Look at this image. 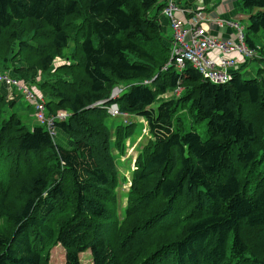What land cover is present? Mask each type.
<instances>
[{
    "label": "trees",
    "instance_id": "trees-1",
    "mask_svg": "<svg viewBox=\"0 0 264 264\" xmlns=\"http://www.w3.org/2000/svg\"><path fill=\"white\" fill-rule=\"evenodd\" d=\"M240 1L264 41V0ZM165 6L0 0V68L42 93L48 116L68 114L53 131L29 127L6 115L17 100L0 84V264H51L58 245L66 264L89 250L93 264H264V68L244 78L249 60L215 84L170 65ZM121 85V116L144 118L151 135L123 213L114 152L126 155L137 124L112 132L95 105ZM205 121L207 139L195 128Z\"/></svg>",
    "mask_w": 264,
    "mask_h": 264
},
{
    "label": "built area",
    "instance_id": "built-area-1",
    "mask_svg": "<svg viewBox=\"0 0 264 264\" xmlns=\"http://www.w3.org/2000/svg\"><path fill=\"white\" fill-rule=\"evenodd\" d=\"M163 1L166 3L163 15L169 19L173 30L169 64L174 65L178 70L183 71L186 65L190 64L205 80L215 84H227L231 79L232 70L241 66L233 57L234 54L241 55L244 63L247 62V58L253 59L259 56V47L256 49L249 46L244 33L245 29L239 22L224 18L211 19L202 8L195 7V3L184 7L178 3L180 0ZM207 21L215 23L219 29L234 30V36L224 39L210 35ZM3 83L22 92L26 101L36 105L38 121L50 131H53L57 120L62 121L67 118L68 114L63 111L58 112L56 116L46 115V102L43 94L24 81L8 75H0V84ZM145 83H150V81ZM124 89L121 85L112 90L109 99L111 104L108 105V102L104 100L95 105L105 106L112 117L121 116L116 101ZM180 93L181 88L174 92L177 96Z\"/></svg>",
    "mask_w": 264,
    "mask_h": 264
},
{
    "label": "rangeland",
    "instance_id": "rangeland-1",
    "mask_svg": "<svg viewBox=\"0 0 264 264\" xmlns=\"http://www.w3.org/2000/svg\"><path fill=\"white\" fill-rule=\"evenodd\" d=\"M197 1L200 3L203 0H197ZM206 1H212V3L207 2L206 12L208 13L212 12V10L214 9H218L219 7L222 6V3L226 2L225 0H206ZM235 2L237 3L236 11L242 16V18L238 20L239 24H241L244 27L245 35L248 34L250 38L253 40L254 44L257 47H259V49L261 48V50H259V55L263 56L264 55L263 33L260 32L257 35L249 34L248 32L249 16L243 12L244 9L242 6V2L240 0H236ZM184 3L185 1L181 2V4L183 5ZM238 3H239V6H238ZM195 6L197 5L195 4ZM255 11L256 9H254V12ZM171 33L172 32L170 33L164 32L165 35L167 34L171 35ZM242 60H244L243 57H242ZM249 60L250 62L248 63V66L246 67V69L242 71L243 76L246 79L253 78L260 68H264V61L259 62L257 60H251V58H247V61ZM59 62L60 61H58V63ZM64 62H65L64 59H61L60 63L64 64ZM243 64L245 63L242 62L241 65ZM0 75H8L9 77L18 80V78H15L14 76H12L11 73L4 72V70L1 68H0ZM37 79L41 80V76H39ZM4 86L6 87L8 91V94H7L8 100L9 101L14 100V99L17 100L16 105L13 108L7 110L6 115H9L14 110V112H16L19 115V117L22 119V121L27 126L34 127L35 124H41L38 121V118L36 115L37 114L36 105L29 102L28 100L26 101L25 95L22 92H19L18 90L13 89V87H9L6 84H4ZM173 94L174 93H168L164 95L163 97L165 99H170L172 96H174ZM16 96H19V98H17ZM63 113L67 114V112L65 111H63ZM46 115H48L47 111H46ZM125 120L129 122H135L137 124V128H136L135 135L132 138L128 139L126 142V145H127L126 155L121 156L116 151L114 152L116 153V156H117V165H118L119 171L121 172L123 176H125L128 179L127 182L123 183L121 187L118 189L119 211L121 213L125 211V208L127 205V196H128V190L130 188V180H131V175H132V171L134 167V160L139 154V152L141 151V146L143 147L147 143V141L151 138L147 122L142 117L133 116V115L116 116V117L110 116L107 122L113 132L115 127L121 123H125ZM195 128L203 139H207L208 133H207V122L206 121L195 125ZM56 140L63 146H66L67 144L66 137L63 136L62 134H58ZM134 143H137V144L139 143V145L135 147ZM65 255H66L65 249L61 245L56 246L51 251V264H66ZM80 259H81V264H93L92 254L90 250L82 253L80 255Z\"/></svg>",
    "mask_w": 264,
    "mask_h": 264
},
{
    "label": "crops",
    "instance_id": "crops-1",
    "mask_svg": "<svg viewBox=\"0 0 264 264\" xmlns=\"http://www.w3.org/2000/svg\"><path fill=\"white\" fill-rule=\"evenodd\" d=\"M185 1L184 5L181 4L182 0H180L178 3H180V5L186 7L187 5H190L191 3H195L197 6L195 7H199L202 8L204 11L207 10V2H211L212 1H206L203 0L200 3L197 0H183V2ZM225 3H222V6L219 7L218 9H214L212 10V12L207 13L208 16H210L211 19H218V18H224V19H232L234 21H237L239 19L242 18V16L236 11V7H237V3L235 2L236 0H225ZM239 6V3H238ZM181 15L179 14V17ZM161 22H162V26H163V33L167 32V33H171L165 35L168 39H172L173 38V30L171 27V23L169 21V19H167L164 15H162L161 17ZM206 24L209 26V30H210V35L216 36V37H220V38H224V39H228V38H232L234 36V30L232 29H219L218 27H216L215 23L211 22V21H207ZM171 37V38H170ZM233 57L237 60L238 63H242V56L239 54H234ZM3 89H4V93L6 96H8V91L6 89V87L3 85ZM16 95V94H15ZM17 98H19V96H16ZM126 121V120H125ZM135 147H137L139 145V143H134ZM136 150V148H135ZM136 159V158H135ZM135 162V160H134Z\"/></svg>",
    "mask_w": 264,
    "mask_h": 264
}]
</instances>
